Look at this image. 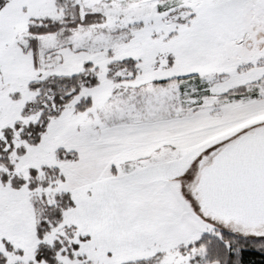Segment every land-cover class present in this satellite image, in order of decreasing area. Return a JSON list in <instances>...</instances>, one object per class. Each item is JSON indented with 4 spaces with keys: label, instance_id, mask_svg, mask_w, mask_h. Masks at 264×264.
<instances>
[{
    "label": "snow or ice",
    "instance_id": "1",
    "mask_svg": "<svg viewBox=\"0 0 264 264\" xmlns=\"http://www.w3.org/2000/svg\"><path fill=\"white\" fill-rule=\"evenodd\" d=\"M0 264H264V0H0Z\"/></svg>",
    "mask_w": 264,
    "mask_h": 264
}]
</instances>
